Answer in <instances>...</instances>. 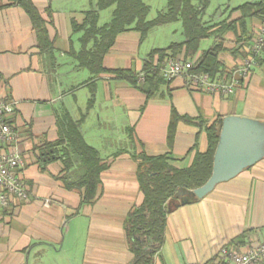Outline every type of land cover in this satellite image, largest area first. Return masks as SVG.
<instances>
[{"label": "crops", "instance_id": "obj_1", "mask_svg": "<svg viewBox=\"0 0 264 264\" xmlns=\"http://www.w3.org/2000/svg\"><path fill=\"white\" fill-rule=\"evenodd\" d=\"M31 1L43 20L49 50L40 47L24 7L0 0V97L16 101L12 121L19 138L14 146L23 158L21 175L28 187L25 200L0 210V264H130L134 254L127 218L144 198L135 156L169 154L174 165L187 167L196 152L207 150L206 128L218 118L237 114L264 120V55L247 75L238 72L247 57L246 48L239 47L248 41L241 40L253 37L264 15L251 17L245 33L237 21L239 5L204 14L213 31L206 38L210 47L223 42L220 59L227 73L217 79L237 81L231 94L190 89L178 76L162 77L148 95L113 70L141 72L153 49L185 40L181 21L182 29L170 27L164 42L150 48L147 40L172 23L152 28L144 39L137 30L119 33L104 56L106 70L93 76L73 55L81 49L82 35L74 23H82L98 0ZM114 9L99 12L100 25L112 19ZM201 44L199 52L210 48ZM67 117L109 165L90 203L82 202L83 189L66 186L83 168L75 161L66 170L61 146L60 158L42 165L43 148L58 140ZM263 241L264 158L204 198L168 212L164 243L153 264H215L224 246L246 251Z\"/></svg>", "mask_w": 264, "mask_h": 264}, {"label": "trees", "instance_id": "obj_2", "mask_svg": "<svg viewBox=\"0 0 264 264\" xmlns=\"http://www.w3.org/2000/svg\"><path fill=\"white\" fill-rule=\"evenodd\" d=\"M30 15L38 32L40 47L46 51L51 48L43 26L39 11L31 0H16ZM211 0H167L164 9L159 10L156 17L148 19L151 7L144 0H98L95 8L85 12L82 23H74V30L82 31L80 37L81 49L73 55L81 67L90 70L92 75H98L106 69L103 60L106 53L114 45L119 33L137 30L144 39L150 30L156 26L182 22L185 40L171 42L163 48L153 49L149 54L141 72L130 69H114L118 78H125L138 85L148 95L152 93L151 85L163 81L161 69L168 57H183L194 60V72L208 73L212 79L224 76L226 69L220 59L223 42H216L212 47L200 51L202 40L212 35L210 25L204 21L206 8ZM115 6L112 19L103 25L99 24V12ZM235 9L241 12L237 20L243 32H247V21L254 16L264 15V0L245 2ZM229 24V23H228ZM227 26L233 25V23ZM252 39V35L241 40ZM241 44L239 48L245 47ZM244 49V48H243ZM245 56L249 52L243 51ZM144 80H140V76ZM93 93V92H92ZM93 103V95L89 107ZM223 118H218L207 128L208 148L204 152H196L191 165L177 167L171 162L169 154L149 156L144 152L135 156L138 161V180L144 194L143 201L136 206L127 218V236L133 260L130 264H153L155 254L164 243V231L168 213V201L172 199L181 187L193 189L201 186L210 177L213 169L214 154L219 141ZM62 119L60 118V126ZM60 136L53 143H47L42 152V165L60 158L58 147L61 146L62 158L66 159L65 169L69 170L78 161L83 168V174L74 181H66L68 188L83 189V203L94 200L100 184L101 173L108 168L97 150L89 145L80 133L77 123L71 118L62 122ZM173 133V123L171 126ZM170 132V133H171Z\"/></svg>", "mask_w": 264, "mask_h": 264}, {"label": "built area", "instance_id": "obj_3", "mask_svg": "<svg viewBox=\"0 0 264 264\" xmlns=\"http://www.w3.org/2000/svg\"><path fill=\"white\" fill-rule=\"evenodd\" d=\"M249 55L243 60L238 72L247 75L256 58L264 55V23L256 30L252 39L245 45ZM194 60L183 57H168L161 69V76L171 80L178 76L185 78L186 87L193 90L221 92L229 95L234 91L236 80L225 82L212 79L208 73L194 72ZM144 80V76H140ZM16 112V101L0 97V210L15 200L28 197V187L21 175L24 161L15 149L18 132L12 121ZM215 264H264V241L251 246L246 251H238L224 246Z\"/></svg>", "mask_w": 264, "mask_h": 264}, {"label": "water", "instance_id": "obj_4", "mask_svg": "<svg viewBox=\"0 0 264 264\" xmlns=\"http://www.w3.org/2000/svg\"><path fill=\"white\" fill-rule=\"evenodd\" d=\"M264 158V120L237 114L223 118L213 169L204 184L193 189L181 187L168 202V212L175 207L196 202L224 181Z\"/></svg>", "mask_w": 264, "mask_h": 264}, {"label": "rangeland", "instance_id": "obj_5", "mask_svg": "<svg viewBox=\"0 0 264 264\" xmlns=\"http://www.w3.org/2000/svg\"><path fill=\"white\" fill-rule=\"evenodd\" d=\"M146 1L151 6V10L148 15L149 19L155 18L158 11L164 9L167 5V0H146ZM258 1L260 0H211L209 6L206 8L205 17H210V15L213 16L215 11H217L220 8L224 9L228 7L232 9L245 2H258ZM194 2L197 3V0H194ZM219 13L216 15L217 17L219 16ZM170 27L181 28V22L180 21L172 22V24L170 26H167V28H160L157 32L158 34L152 35L151 38L147 40V43L145 45H149V48H150L154 44H158V45L162 44L164 42L165 37L168 35V32L171 29ZM180 32L181 30L177 32L176 38H180ZM157 40H158V43L157 42L155 43V41ZM211 42H212L211 39H206V40L204 39L202 40L201 47L208 48L210 47Z\"/></svg>", "mask_w": 264, "mask_h": 264}]
</instances>
